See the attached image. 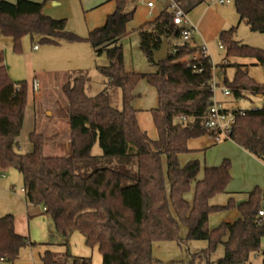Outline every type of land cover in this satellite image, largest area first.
Listing matches in <instances>:
<instances>
[{"label": "trees", "instance_id": "obj_1", "mask_svg": "<svg viewBox=\"0 0 264 264\" xmlns=\"http://www.w3.org/2000/svg\"><path fill=\"white\" fill-rule=\"evenodd\" d=\"M174 1L189 13L205 0ZM114 2L115 10L104 25L82 38L67 29L66 19L45 14V2L0 0V35L13 39L15 51H21L24 36L38 35L40 42L48 45L86 40L98 54L106 52L108 59L106 65L98 66L106 85L92 96L86 93L89 76L85 72L63 73L66 104L60 107L59 118L65 115L71 128L69 150L66 155L46 156L44 145L50 136L37 131L29 134L32 151L17 149L29 84L26 79L11 78L0 47V175L11 168L18 170L26 200L44 208L52 221L51 234L58 238L44 245L65 247L63 252L45 249L40 253L42 264H92L90 257L71 253L70 239L75 232L85 237L87 246L98 247L102 264H166L153 256V243H181L180 224L188 228L186 239L208 241V247L194 255L200 264L209 262L219 243L224 244L225 255L217 264H249L251 254L264 252V228L258 222L264 190L256 186L243 202L231 197L226 205H212L211 199L225 192L232 179L230 160L206 167L201 179L198 159L188 161L180 170L176 167L181 154L194 151L189 140L212 134L204 119L213 104L211 81L216 65L210 55L191 58L202 47L187 43L175 44L177 52H169L166 58H155L153 52L164 39H180L172 13L163 10L138 28L141 49L155 70L127 71L120 40L129 34L136 9L127 11V0ZM234 7L240 21L264 34V0H234ZM236 29L233 26L219 33L226 58H251L264 67V48L236 40ZM193 63L203 70L195 72ZM229 65L236 70L233 78L225 77L223 83L235 97L251 93L264 98V83L257 82L245 65L226 62L221 67ZM142 79L154 86L158 95V104L151 109L158 130L156 140L140 127L139 110L133 105L135 87ZM117 87L122 93L121 108L112 102L111 91ZM230 139L264 162V103L237 112ZM97 142L102 153L94 155ZM127 143H133L138 151L128 153ZM193 185L190 202L185 195ZM233 207L240 214L237 220L210 229L212 213ZM34 245L28 236L16 232L13 214L0 217V262L15 261L23 248Z\"/></svg>", "mask_w": 264, "mask_h": 264}, {"label": "rangeland", "instance_id": "obj_2", "mask_svg": "<svg viewBox=\"0 0 264 264\" xmlns=\"http://www.w3.org/2000/svg\"><path fill=\"white\" fill-rule=\"evenodd\" d=\"M38 2H45L43 11L45 14L57 19L67 20V29L76 33L82 38H87L90 32V23L93 24V14L88 16L86 12L87 2L84 0H34ZM148 0H139L136 4L139 6L136 15L129 23V34L120 40L123 45L125 69L130 72L150 73L155 70L143 53L140 42L139 27L151 21L154 14L158 10L154 8L153 15L146 13L144 10L143 2ZM221 0H205L213 9L211 16L216 25L220 17L225 18L227 22L224 24V29H230L233 26L237 27L234 38L244 44L264 48V34L252 31L246 23H239V17L234 7V0L229 3H221ZM227 1V0H225ZM130 1L128 2V4ZM109 4H105L107 7ZM197 6L191 12L186 13L187 20H194L195 15L198 14ZM220 31V32H221ZM197 39V37H195ZM198 41V40H195ZM193 42V40H192ZM199 42V41H198ZM68 43V42H64ZM204 42H202L203 44ZM35 45L38 46L35 49ZM221 46L219 34L213 38L206 47L212 61L217 66V81L220 85L224 86L225 77L232 79L234 76V69L228 68V72L222 71V65L226 58V50ZM0 47L4 50L5 63L8 72L12 79L23 80L26 79L29 84L28 101L25 109L27 125L32 118L34 107V89L32 86L35 76L39 80L48 81L54 84L53 78L59 72H69L76 67L84 69L90 77V81L86 84V93L90 96L95 95L102 91L106 85V78L98 71L99 65H106L108 63L107 54H98L94 51L91 45L86 40L74 42L72 44L64 45V47H53V45L43 44L40 42V37L35 35L33 38L26 35L21 40V51L14 50V42L11 37L0 35ZM69 56V57H68ZM64 57V59H61ZM72 57V58H71ZM74 57V58H73ZM249 60H254L248 58ZM232 60H239L237 57H232ZM255 61V60H254ZM71 68V69H70ZM250 75L259 83H264V67L261 65L251 66ZM38 80V79H37ZM38 80V81H39ZM64 80H60L59 87L54 90L63 96L62 85ZM40 84V82H39ZM40 87L36 93H39ZM51 93L54 91L50 90ZM48 90L46 91V93ZM45 93V94H46ZM136 97L133 101L135 108L139 110L138 121L140 127L148 133L152 140L158 138V130L154 122L151 109L158 104V95L154 86H152L146 79H142L135 87ZM113 105L117 108L122 107V93L120 88H115L111 91ZM64 97V96H63ZM216 99L224 101L225 106L229 109H250L258 108L263 105L264 99L251 93H247L246 97L237 98L232 93V96L226 98L220 90L216 92ZM41 103H44L42 98ZM27 129V126H26ZM21 131L19 137V147L17 149L25 153L27 152L25 145L30 142L28 132ZM213 136V137H212ZM220 141L215 143L212 142ZM213 144V145H212ZM189 146L194 149L190 153H184L179 156V161L183 166L190 160L198 159L201 164V169L198 178L204 176V170L207 167H212L222 164L225 159L231 162V176L232 179L227 186V191L216 195L211 199L212 205H226L231 197L237 203L247 200L248 194L257 185L264 190V169L256 161L247 155L243 149L232 140L224 141L223 138L216 139L212 134H206L197 138H193L189 142ZM128 148L137 149L133 143L128 144ZM92 153L101 154L102 149L97 142L92 149ZM15 186V189L13 187ZM22 175L17 169L11 168L4 174L0 175V217L6 214H14L15 217L23 213L24 227L27 228L28 235L34 246H27L21 250L20 257L15 261L0 262V264H42L40 253L43 252L41 245L50 240L58 241L56 236H52V221L47 214L39 211V208H28L23 188ZM5 189V190H4ZM193 186L189 192L186 193V198L193 199L194 196ZM264 207V203H263ZM238 212L237 208H229L220 212L212 213L209 217V227L214 229L223 222H228L234 219V214ZM28 213L30 217L28 216ZM42 213V214H41ZM19 218V216H18ZM20 219V218H19ZM188 228L184 224H180V236L183 238L181 243L173 240L156 241L153 243V256L155 259L162 261L166 264H200L199 257L194 256L208 247L206 240H189L186 239ZM225 237L223 240L225 241ZM264 244V240H263ZM54 251H61L60 245H54ZM88 250L87 255L75 254L79 253L80 249ZM76 249V250H75ZM70 251L76 256L90 257L92 264H96L97 260L102 256L97 249L92 250L87 246L84 236L78 232L75 233L70 240ZM225 246L219 243L215 251L211 254L209 262L204 260L203 264H217L218 260L224 257ZM194 259V260H193ZM251 263L255 264L254 259Z\"/></svg>", "mask_w": 264, "mask_h": 264}, {"label": "crops", "instance_id": "obj_3", "mask_svg": "<svg viewBox=\"0 0 264 264\" xmlns=\"http://www.w3.org/2000/svg\"><path fill=\"white\" fill-rule=\"evenodd\" d=\"M7 1L15 2L16 0H7ZM84 1L87 2L86 12L89 13L88 16L93 14L94 23L93 24L90 23V31L93 30L94 28H97V27L104 25L108 15L113 13L115 10V7H116L114 0H84ZM129 1H130V3L128 4ZM138 1L139 0H127L126 10L130 11V10L135 8L136 12H137L139 6L136 4V2H138ZM105 4H109V5L107 7H104ZM143 5H144V10H146V13L147 12L150 13L151 11L154 12L153 11L154 9L151 10L147 6V3L145 1L143 2ZM198 7H199L198 8L199 9L198 14L195 15L194 20L189 19L188 20L189 23L187 24L190 28L193 29L191 39L187 42V44L190 47L208 44L211 40H213V38H215L220 33L221 29L224 27V24L227 23L225 21V18L220 17V19H218V21L216 22L217 24L213 25L214 24L213 18H212V22H210L211 21L210 18L212 15H215L216 12H215V14H213V9L211 8V6H209L208 4H205V2H204L201 5H199ZM157 9L158 10L156 11V13L154 14V16L151 20H153L161 12L160 8H157ZM135 15H136V13H135ZM238 17H239V15H238ZM241 22L242 21H240V18H239V23H241ZM234 36H235V34H234ZM195 37H197V39H195ZM192 40H193V42H192ZM195 40H198L199 42L195 41ZM202 42H204V43L202 44ZM169 43H170V41H169ZM67 44H72V43H69V42L64 43L63 42L60 45H53V47H62V46L64 47V45H67ZM207 50H208V48H207ZM94 51L96 52L95 49H94ZM208 53H209V51H208ZM237 58L239 60H232V58L225 59L224 63L228 62L230 64L238 63V64L245 65L248 68L249 72H250L251 66L257 65L254 60H249L248 58H243V57H237ZM61 59H64V57H62ZM211 60H212V58H211ZM213 64H214V62H213ZM230 67L234 69V73H235L236 69H235L234 65H229L228 67L222 69V71L227 73L228 72L227 70ZM71 68H72V71H83L87 74V72L84 69H80V67H76L77 69H73L74 67H71ZM216 70H217V66L215 67V75L217 74ZM72 71H69V72H72ZM59 73L60 74H56L55 77L53 78L54 84H51L49 81H48V83H46L45 80L40 81L37 76L34 77L33 80H35V79L39 80L41 89H40L39 93H36L34 91V107H33L34 109H33V113H32V118L29 120V123L27 125V120H26V115H25L24 123H23V129H22V131H24V129H26V126H27V129L25 131L28 132V136L33 131H37V133L50 136V140L44 145V153L46 156L66 155L68 150H69V142L71 140V128H70L69 123L67 122L65 115L62 118H59L60 107H65V104H66L65 97H63L64 95L60 96L54 90L55 88L59 87L58 84H59L60 80L63 81V73H65V72H59ZM216 79H217V75H216ZM89 81H90V77H89ZM47 90H48V92L46 93ZM50 90L54 91V93L53 92L51 93ZM223 96L226 98H229L230 96H232V93H231V95H228V96L223 94ZM42 98L44 99L43 104L41 103ZM216 101L221 103L223 105V107L229 109L228 106L224 105L225 104L224 101H221L218 99H216ZM238 109H240V108H238ZM227 140H231V139H224V141H227ZM214 141L215 140L212 139V142H214ZM189 142H190V140H189ZM189 142H188V146H189ZM217 142H220V141H215V143H217ZM19 143H20V141H19ZM128 144L129 143H127V152L128 153H136L138 151V149L128 148ZM25 148H26L27 152H30L33 149V145L31 144V142H28V144L25 145ZM189 148H191V147L189 146ZM191 149H193V148H191ZM242 149H243V151H245L247 153V155L249 157H251L254 161H256L259 165H261V167H263V169H264V162L263 161L258 159L256 156H254L253 154H251L249 151L245 150L244 148H242ZM95 155H99V154H95ZM216 165L217 164L212 165V166H216ZM176 167L178 170H180L183 167V164H181L180 161H178ZM22 181H23V179H22ZM13 189H15V186L13 187ZM193 189H194V185H193ZM226 191H227V189H226ZM187 199L190 202H192V200H193V199L191 200L190 198H187ZM26 203H27L29 209L37 207V208H39V211L44 213V208L41 205H33V204L29 203L27 200H26ZM18 216L20 219L18 218ZM28 216L30 217L29 213H28ZM239 216H240V214H239V212H237L236 214H234V219L229 220L228 222H233V221L237 220L239 218ZM22 218H23V213H20L19 215H17L15 217V230L17 233H19L21 235L28 236V235H26L28 233V231H27V228L24 227V223H23ZM75 233H78V232H75ZM84 239H85V237H84ZM41 247H43V251L45 249H48V248H50L52 250H54V248H55V246H47V245H44V243L41 245ZM263 248H264V244H263ZM94 249H97L99 251L98 247L92 248V250H94ZM80 250L81 251H79V253H77L74 250H73V252L75 254H81V255L89 254L87 249L81 248ZM63 251H65V247L62 246L60 252H63ZM56 252H58V251H56ZM252 258L254 259L255 264H264V252L263 251H261L259 253L251 254L249 263L252 262L251 261ZM96 264H101V259L99 261L97 260Z\"/></svg>", "mask_w": 264, "mask_h": 264}, {"label": "built area", "instance_id": "obj_4", "mask_svg": "<svg viewBox=\"0 0 264 264\" xmlns=\"http://www.w3.org/2000/svg\"><path fill=\"white\" fill-rule=\"evenodd\" d=\"M221 3H229L230 0H221ZM147 6L153 10L154 8H160V11L168 10L172 13V24L175 27L180 28V39L175 40L172 37L169 39L170 41V49L169 52H177V48L175 44H183L187 43L191 39L193 29L190 28L187 24L189 21L187 20V16L185 11L179 6V4L174 0H148ZM152 15V11L150 12ZM201 50L195 52L190 57L196 60L202 59L203 57L209 55L206 45H200ZM222 48V46H220ZM38 46H35L37 49ZM186 59V58H184ZM192 68L195 72H201L203 67L198 65L197 63L192 64ZM34 91H38L40 84L37 79L33 80L32 83ZM211 89L213 91V104L209 108L205 119L204 125L206 128L216 137V139H230V133L232 132L233 124L236 121L237 112H243V109H228L223 107V105L216 101V92L220 90L224 95H231V90L226 87L220 85V83L216 79L215 75V67L213 68V79L211 81ZM22 191L25 192L23 188ZM258 222L264 228V208H261L258 211ZM264 240V236H263Z\"/></svg>", "mask_w": 264, "mask_h": 264}, {"label": "water", "instance_id": "obj_5", "mask_svg": "<svg viewBox=\"0 0 264 264\" xmlns=\"http://www.w3.org/2000/svg\"><path fill=\"white\" fill-rule=\"evenodd\" d=\"M169 49H170L169 41L167 39H164L162 44H161V47L157 50H154V52H153L155 58L157 60L162 59V58H166L168 56Z\"/></svg>", "mask_w": 264, "mask_h": 264}]
</instances>
